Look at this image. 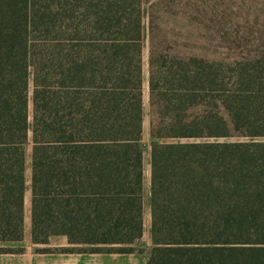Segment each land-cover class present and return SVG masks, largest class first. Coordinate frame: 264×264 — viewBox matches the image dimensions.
Listing matches in <instances>:
<instances>
[{"label":"trees","instance_id":"obj_1","mask_svg":"<svg viewBox=\"0 0 264 264\" xmlns=\"http://www.w3.org/2000/svg\"><path fill=\"white\" fill-rule=\"evenodd\" d=\"M200 1L0 0V242L29 145L33 244L144 252L146 5V264H264V30Z\"/></svg>","mask_w":264,"mask_h":264},{"label":"crops","instance_id":"obj_2","mask_svg":"<svg viewBox=\"0 0 264 264\" xmlns=\"http://www.w3.org/2000/svg\"><path fill=\"white\" fill-rule=\"evenodd\" d=\"M30 192L23 196V233L18 242H0V248L22 251H0V264H146L145 249L151 245L149 205L143 204L144 252L119 253L107 250L89 251L84 245H72L64 235H52L46 244L31 242ZM46 248L47 251H36ZM69 249V250H65Z\"/></svg>","mask_w":264,"mask_h":264},{"label":"rangeland","instance_id":"obj_3","mask_svg":"<svg viewBox=\"0 0 264 264\" xmlns=\"http://www.w3.org/2000/svg\"><path fill=\"white\" fill-rule=\"evenodd\" d=\"M146 1V0H145ZM208 6H214L224 11L228 20L232 25H236L237 29H243L250 23H255V31L264 30V0H204ZM196 3H201L196 0ZM143 17V44H142V61H143V143H144V177H143V204L148 207V188H149V145L148 138V106H147V71H148V39H147V17L146 5L144 6ZM163 35L170 41H173L167 33V25L159 29ZM170 46V45H167ZM178 49H182V42L178 45ZM170 51V48H166ZM31 69H29V102H28V117L29 124L31 123ZM30 146L26 148L25 175H24V190L30 191Z\"/></svg>","mask_w":264,"mask_h":264}]
</instances>
